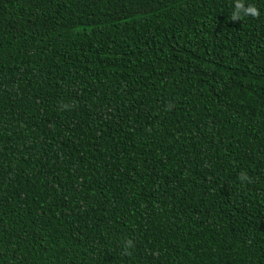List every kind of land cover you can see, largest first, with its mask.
Listing matches in <instances>:
<instances>
[{
  "label": "trees",
  "instance_id": "1",
  "mask_svg": "<svg viewBox=\"0 0 264 264\" xmlns=\"http://www.w3.org/2000/svg\"><path fill=\"white\" fill-rule=\"evenodd\" d=\"M242 2L0 0V264H264Z\"/></svg>",
  "mask_w": 264,
  "mask_h": 264
},
{
  "label": "clouds",
  "instance_id": "2",
  "mask_svg": "<svg viewBox=\"0 0 264 264\" xmlns=\"http://www.w3.org/2000/svg\"><path fill=\"white\" fill-rule=\"evenodd\" d=\"M258 15H259V10L253 4H248L247 6H245L242 0H236L235 8L232 12V20H235V19L240 20L244 16L256 17ZM240 179L242 181L248 180L249 177L247 176L246 173H242L240 176ZM128 244L130 246L131 241H128Z\"/></svg>",
  "mask_w": 264,
  "mask_h": 264
}]
</instances>
